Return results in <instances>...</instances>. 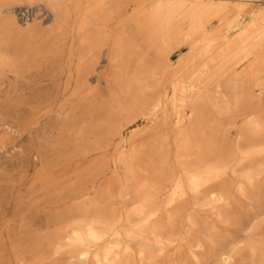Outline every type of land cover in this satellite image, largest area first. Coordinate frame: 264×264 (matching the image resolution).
<instances>
[{
  "label": "bare ground",
  "instance_id": "bare-ground-1",
  "mask_svg": "<svg viewBox=\"0 0 264 264\" xmlns=\"http://www.w3.org/2000/svg\"><path fill=\"white\" fill-rule=\"evenodd\" d=\"M259 1L264 2L0 0V75L20 76L51 67L49 76L58 89L51 102L60 101L56 121H14L0 129V150L15 148L13 139L24 134L32 140V149L35 134H54L44 138L36 153L38 170L28 189L38 194L21 199L19 214L0 224V264H244L246 257L252 258L251 264H264V236L260 239L255 233L257 219L264 220V208L243 220L248 216L243 206L247 200L264 205V113L259 130L242 128L234 140L227 133L232 124L216 121L217 116L232 117L234 110L244 116L263 107L258 90L264 87V7L246 25L241 16L230 18L235 3ZM15 6L45 7L51 22L34 20L22 27L12 15ZM122 10L127 15L112 26ZM215 20L218 26L209 33L208 25ZM127 22L130 26L121 31ZM236 26L243 27L237 35ZM134 31L147 41L145 48L133 38ZM185 46L189 56L172 65L173 54ZM67 47L79 53H72L76 61L74 66L70 63L73 67L64 81ZM102 50L111 101L105 108L107 118L97 120H136L155 110V121H162L148 153V167L131 171V189L120 192L123 198L133 196L136 204L137 215L126 224L115 218L110 194L103 192L84 209L78 162L72 185L53 170L58 165L53 159L62 158L70 145L74 158L83 150L82 75L85 68L93 77L98 75L97 53ZM91 52L95 55L86 64ZM166 83L172 88L169 96L162 93ZM187 83L199 88L192 101ZM180 103L192 113L180 109ZM170 110L176 111L180 124L193 121L191 127L176 129L172 138L165 127ZM173 149L183 163L180 174L159 167ZM12 176L8 173L3 182L10 183ZM22 186L13 185L12 190ZM7 188L0 184V195ZM39 213L45 218L37 224L34 215ZM69 216L79 223L70 227ZM235 228L242 233L234 234Z\"/></svg>",
  "mask_w": 264,
  "mask_h": 264
},
{
  "label": "rangeland",
  "instance_id": "rangeland-1",
  "mask_svg": "<svg viewBox=\"0 0 264 264\" xmlns=\"http://www.w3.org/2000/svg\"><path fill=\"white\" fill-rule=\"evenodd\" d=\"M234 6L236 7L230 12V18L234 19L241 16L240 21H242V25H246L247 22L253 19L255 12L263 9L264 2L259 1L254 4L235 3ZM18 8H34L39 12L45 10L49 14V19L48 17L42 18L40 15H37L32 21L24 23L16 16L15 12ZM129 10H131V8ZM127 13V10H122L116 13L111 25H116L118 22L123 20ZM12 15L15 17L17 23L22 27L27 26V24H31L34 20L43 24L51 22V14L45 7L37 8L15 6ZM130 24L131 22L124 23L119 29L124 31L128 28V26H130ZM217 26L218 22L215 20L212 23H209L207 31L210 33L215 30ZM234 29L235 35H237L243 30V27L238 28V26H236ZM132 36L134 39L139 41L142 47L145 48L147 46V41L140 39L138 31H134ZM72 53L73 56L75 54L77 55L79 50L67 47L64 58V62L66 63V76L63 78L64 81L66 80V77L70 75L71 69L76 61V57H74L73 60ZM190 53L191 51L189 47H182L173 54L170 63L174 66H178L187 58V56H189ZM245 53V55L248 54L247 51ZM94 55L95 53L92 52L88 54L85 60L86 64ZM97 55L99 57V63L97 65L98 75L93 77L89 74L86 68L83 70L82 75L83 95L85 98L82 104V123L85 132L83 150L79 158H74L72 156V145H70L62 158L55 157L53 159L55 163L54 165H58L52 168L55 176H60L61 174L64 179H68V182L71 181L69 185H72L75 181L74 167L76 162H78V181L81 185L84 209H89L92 201L102 196L103 192L110 194L112 195V198L110 197L112 199L110 205H112L111 207L114 210L115 218L117 220H121L120 224H126L127 219L129 220L133 216L137 215L136 204L133 203V196L131 199L130 197L123 198L121 197L120 192L122 189H131L129 174L131 171H145L148 167V153L152 147V142L156 138L157 132L161 129L160 123H162V121H155L159 117V113L155 112V110H149L146 116L136 118V120L133 117L132 120H126L125 118H119L118 116L116 120L111 123H109V121H98L99 119L107 118L105 108L110 104L111 95L109 93L110 85L105 79L107 73L106 51L102 50L97 53ZM140 58H144V56L141 55ZM70 63L73 66H71ZM225 71L228 72V70ZM51 74H53L52 68L47 67L40 70L31 69L30 71H25L20 76L14 75L10 72H4L0 75V129L3 128V124L14 123V121H28L29 119V121H31L39 119L40 121H45L44 124L56 121L55 111H57L60 101L55 100L54 102H51L52 98H55L58 90L57 82L49 76ZM170 86V83H166L162 88V93H167L169 96L172 92V88ZM184 87L193 94L190 100L192 101L199 90L198 86L192 83H187ZM112 89L119 93L116 86H113ZM258 97L259 101L263 105L258 112L251 111L242 116V112L237 114L234 110L233 116L227 117L228 119L221 116L216 117L217 122H220L222 119L220 123H224L226 125L229 123L232 124V128L228 127L227 132L231 140L236 139L240 135V130L242 128L249 127L256 130L260 129V125L262 124L260 117L263 116L264 113V87H261L258 90ZM164 101L165 104H169L168 100L166 101L165 99ZM178 107L180 109H186L188 114L192 113L190 107L187 106L186 108L185 103H180ZM50 110L51 112H49L48 115H44ZM170 111L171 118L169 119L171 120L168 119V121H165V127H167V132L171 134L172 138L176 129L179 127H191V123L193 121L186 120L180 124V122L177 121L176 111ZM17 114L19 115V118H17ZM239 114H241L240 117L238 116ZM163 116H165L164 113L160 115L162 118ZM100 123L101 125H99ZM70 128L71 123H69V129ZM49 135L54 136V134L51 133L45 135L42 133L35 134L33 137V149L31 144L32 140L24 134L21 139H13L17 140V146L15 148L10 147L9 149L0 150V184L9 186V188H7V192L0 195V224L4 221L14 219L19 214V201L21 199L35 197L38 194H31L28 187L31 181L35 178L38 170L36 167V153L44 138ZM51 140H53V138H51ZM65 158L67 160H65ZM180 158V154L173 149L172 153L167 157L165 163L164 161H161L163 164L161 163V166L159 167L170 168L172 171L180 174V170L182 169L181 166L183 167V163ZM65 161H67V163ZM57 167L58 169H56ZM64 168H70V171L68 172L69 169L66 170ZM8 173L13 175L10 183L3 182V179ZM62 174H65V176ZM112 181H115V185H113ZM21 184L24 186L14 193L12 186H20ZM166 185L168 186L169 183ZM163 193L167 194L165 190ZM163 200L164 197H162L161 201ZM243 206L248 214V216L243 218V220L252 219L256 213L258 214L260 210L264 208L263 204L259 206L252 204L249 200H247ZM52 214L53 213L50 214L51 217L49 220L54 223L55 220ZM184 215H188V211H185ZM34 217L37 224L45 218L42 213L36 214ZM67 223L70 227H72L76 223H79V220L69 216ZM256 223L258 227L255 233H257L258 237L261 239L264 236V220L262 217H259ZM232 231L234 234L242 233L241 228H235L232 229ZM251 260L252 258L246 257L242 263L251 264Z\"/></svg>",
  "mask_w": 264,
  "mask_h": 264
},
{
  "label": "built area",
  "instance_id": "built-area-1",
  "mask_svg": "<svg viewBox=\"0 0 264 264\" xmlns=\"http://www.w3.org/2000/svg\"><path fill=\"white\" fill-rule=\"evenodd\" d=\"M15 13L18 19L24 23L32 21L37 15H40L42 18L48 17L49 19V14L47 11L43 10L39 12L34 8H18Z\"/></svg>",
  "mask_w": 264,
  "mask_h": 264
}]
</instances>
